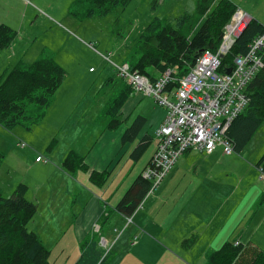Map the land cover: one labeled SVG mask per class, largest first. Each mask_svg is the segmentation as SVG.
Returning a JSON list of instances; mask_svg holds the SVG:
<instances>
[{"label": "rangeland", "instance_id": "1", "mask_svg": "<svg viewBox=\"0 0 264 264\" xmlns=\"http://www.w3.org/2000/svg\"><path fill=\"white\" fill-rule=\"evenodd\" d=\"M197 1L132 0L125 7H115L101 15H87L88 6L75 5V0H0V23L16 31V38L10 47L0 53V82L14 66L22 64L27 67L33 61L43 58L52 59L66 72L63 83L54 93L47 109L29 104L26 107L25 118H20L19 123L10 130L0 125V154L3 155L0 166V189L3 197L8 198L20 183L30 187L26 198L31 200L35 197L48 198L50 194L54 197L58 195L63 186L64 176L53 168L45 171L47 165L55 166L46 158L49 152L47 149H54L61 146V143L63 147L66 146L69 138L66 137L63 140L62 136L63 133H68L70 128L62 132L58 130L63 118L69 113L67 111L78 102L81 103L82 113L74 116V123L75 126L80 125V130L78 132L77 127L75 128L71 141L78 149L92 148L96 144L95 149H98L99 153L102 151L100 149L102 145L100 131L103 121L102 118H96L102 108L100 104L111 100L110 105L112 106L113 100L121 94L122 88L124 89V81L116 76L113 67L102 56L110 54L111 61L116 65H131L130 52L146 26L153 19L173 22L181 15H194ZM230 1L237 7L230 22L237 11H242L264 25V0ZM88 45H92V47L90 48ZM89 69L93 73H89ZM169 90H173V88ZM135 97L140 99L143 96L136 93ZM61 100L66 102L60 103ZM85 101L89 106L84 105ZM91 102L92 105H90ZM154 103L153 99L143 97L130 116L128 114L132 108L128 104L122 110L121 128L130 126L137 113L147 115V113L151 114L154 109H159L160 107ZM86 107H90L94 111L84 114L83 109ZM108 142L112 144L111 141ZM155 142L152 141L148 149H154ZM109 147L110 145H107L105 149H118V147ZM133 148H137V145ZM215 149H222V147L219 146ZM263 154L264 120L242 151L237 153L233 150L231 155L237 161L234 163L225 161L223 164L226 171L231 170L224 182L226 183L224 191L226 200L223 213L226 211V225L224 223L223 229L215 230L209 238L222 237L224 239V235L227 238L226 232L230 219L227 218L226 206L232 205L234 207L232 214L234 215L236 212L233 221L236 222L237 219L248 221L247 224L241 222L239 226L243 243L252 242V226L261 218L263 205L257 206L258 200L253 219L250 216L245 219L242 209L246 204L252 212V197L257 195L260 198L264 193V172L255 167ZM37 156L45 162L37 163L35 161ZM48 158L50 159V157ZM148 158L147 150L138 160L130 157L128 177L136 178ZM252 163L254 170H252ZM43 177L46 180V185L41 187V178ZM252 190L255 193H252ZM236 205L237 210H235ZM43 215L44 207L42 206L39 207L34 220L32 219L34 221L32 226L34 227L36 221L37 228L41 232L43 224L48 221V232L56 229V219H46L43 218ZM238 236L239 233L234 237L238 238ZM256 236L264 238V228ZM64 237L67 248L64 260L69 254L68 262L74 264L79 254L73 246L74 234L70 231ZM40 238L44 245L48 244L49 239L53 241L47 248L48 251L52 249L53 255L49 262L58 264L56 238H52L49 233L40 235ZM45 238L47 239L44 243ZM96 239H99V246H102L101 238L97 237ZM203 240L205 244L208 243L206 237H203ZM112 252L114 253V250L110 253L112 254ZM184 252L198 254L200 251ZM190 261L192 260L189 258L185 260L187 264H190Z\"/></svg>", "mask_w": 264, "mask_h": 264}, {"label": "crops", "instance_id": "2", "mask_svg": "<svg viewBox=\"0 0 264 264\" xmlns=\"http://www.w3.org/2000/svg\"><path fill=\"white\" fill-rule=\"evenodd\" d=\"M246 14L249 19H254L248 13ZM89 73H93L91 69H89ZM125 87H127V98L115 116V120L119 121L118 127L114 129L108 127L112 116L106 113V107L111 100L100 104L102 108L96 116V118H102L103 121L100 131V134L102 133L100 137L102 151L100 153L98 149H95L96 144L88 149H78L74 146L71 136L76 127L78 132L80 130V125L75 126L74 116L82 113L81 103L78 102L67 111L69 113L63 118L58 131L62 132L70 128V131L66 134L63 133L62 136L63 140L68 137V142L65 147L61 143V146L48 152V157L51 160L46 158L55 166L47 165L45 167V171L53 168L64 176L63 186L56 197L50 194L48 198L35 197L33 200L27 198L36 204L37 213L39 207H44L43 218L56 219V229L48 232V221L43 224L41 232L37 228L36 221L33 227L36 213L27 226L28 230L34 232L40 240V235H48V233L52 235V238H56L58 264H69V254L64 260V253L67 249L64 235L70 231L74 234V249H77L79 253L76 262L84 244L97 237L101 238L102 246H98V248L104 254L114 250L106 264H187L185 262L187 258L192 260L190 264L192 262L193 264H206L209 253L219 249L225 242L236 238L234 236L237 233H239L238 241L242 244H250L258 250H264V238L256 236L264 228V193L260 198L257 195L252 197V212L246 204L242 209L245 219L249 216L253 219L257 206L263 205L260 222L257 220L252 226V242L243 243L239 226L241 222L247 224L248 221L240 219H237L236 222L233 221L236 212L234 215L232 214L234 210L232 205L226 206L227 218L230 219L226 232L227 238L225 235L224 239L222 237L209 238L215 230L221 231L224 223L226 225V211L223 213L226 200L224 195L226 183L224 182L231 170L226 171L223 164L225 161L228 163L237 161L232 155H224L222 149H215L208 155L194 150L184 153L160 186L145 196L137 210L129 217L131 222H128V217L118 212V203L130 189L134 180L142 174L155 153L156 142L154 149H148V147L152 141H155L154 132L163 122L166 114L165 108L159 106L160 108L154 109L151 114L137 113L130 126L121 128L123 108L130 104L129 107L132 108L128 114L130 116L143 97L149 98L131 90L124 81ZM136 93L143 97L136 99ZM64 102L66 101H60V103ZM85 103V106H89L88 103ZM93 111L90 107L83 109L84 114ZM137 118H143L141 127L128 141H124L125 134ZM147 125L148 127H146ZM108 141H111L112 144ZM107 145H110L109 148L118 147V149H105ZM136 145L137 147L145 146L143 154L147 150L149 158L137 177L129 178L130 157L137 160L135 154L138 151L137 148H133ZM72 150L83 157L84 164L88 167L87 172L78 169L70 174L62 168L65 155ZM253 166L252 163V170H254ZM255 167L261 171L256 164ZM92 171L109 172V176L102 186H96L90 181L89 175ZM262 171L264 172V170ZM123 172L124 175L126 174L125 176ZM254 173L256 175L255 171ZM41 179V187H44L46 180L44 177ZM27 187L30 189L28 185ZM252 193L255 191L252 190ZM237 208L236 205L235 210ZM250 212L251 215H249ZM191 236H195V243L190 248L182 247V242ZM203 237L208 240L207 244ZM46 239L43 240L44 243ZM47 243V245L42 244L48 248L53 241L49 239ZM195 250L200 252L198 254L184 252ZM52 257V249H49V261Z\"/></svg>", "mask_w": 264, "mask_h": 264}, {"label": "trees", "instance_id": "3", "mask_svg": "<svg viewBox=\"0 0 264 264\" xmlns=\"http://www.w3.org/2000/svg\"><path fill=\"white\" fill-rule=\"evenodd\" d=\"M131 1L75 0L74 4L88 6L87 15H101L115 7H125ZM236 10L237 7L230 0H198L194 15L184 14L173 22L153 19L133 46L130 52L132 64H128L129 67L133 72L153 82L166 71H170L172 81L167 85V90L176 88L179 80L189 73L203 51L216 52L222 43L224 27ZM262 35L264 25L255 19L248 21L228 52L221 58L217 73H227L233 67L234 59L245 55L249 45ZM15 38L16 31L0 23V53L10 47ZM260 59L264 65V50L260 53ZM65 75V70L52 59H37L27 67L22 64L14 66L0 82V125L10 130L19 123L20 118H25L29 104L47 109ZM128 87L133 89L129 85ZM126 88L113 100L112 106L110 102L106 107V113L112 116L108 123L111 129L118 127L119 121L115 120V116L127 98ZM245 92L249 102L232 120L224 134V140L237 153L244 149L264 120V68L257 71L246 86ZM142 123L143 118L135 119L125 134L124 141H128ZM220 147L223 151V146ZM143 149L145 146L137 147L135 159H139ZM47 150L50 152L52 148ZM2 160L3 155L0 154V166ZM256 166L264 170V154ZM62 168L68 173L78 169L88 171L83 157L74 150L65 155ZM108 176L107 171H92L89 179L94 185L102 186ZM152 183L151 180L144 179L142 174L138 176L118 203V212L131 217L149 194ZM28 190L25 184L20 183L11 195L5 198L0 189V264H50L48 249L38 236L27 228L37 212L36 204L26 198ZM195 241V236H191L182 242V247L190 248ZM88 242L87 246L84 244L76 264H106L112 254H104L98 248L99 239ZM206 264H264V250H258L250 244H242L238 238H234L209 253Z\"/></svg>", "mask_w": 264, "mask_h": 264}, {"label": "built area", "instance_id": "4", "mask_svg": "<svg viewBox=\"0 0 264 264\" xmlns=\"http://www.w3.org/2000/svg\"><path fill=\"white\" fill-rule=\"evenodd\" d=\"M248 20L246 13L237 11L230 24L224 27L222 43L216 52L203 51L173 90H167V85L172 81L170 71L153 82L133 72L128 64L116 65L111 61L110 54L102 56L113 67L118 78L166 110L163 122L154 133L156 151L142 172L144 179L153 182L150 192L158 187L177 160L188 151L210 154L219 145L223 146L226 155L233 151L232 146L224 140V134L249 102L246 86L257 71L264 68L260 59V53L264 50V35L249 45L245 55L234 59L229 74L219 75L217 71L221 58L246 27ZM36 162L45 160L38 157ZM128 222H131V218H128Z\"/></svg>", "mask_w": 264, "mask_h": 264}, {"label": "water", "instance_id": "5", "mask_svg": "<svg viewBox=\"0 0 264 264\" xmlns=\"http://www.w3.org/2000/svg\"><path fill=\"white\" fill-rule=\"evenodd\" d=\"M251 19H249L248 21H250ZM230 71H231V69H229L228 71H227V74H229L230 73Z\"/></svg>", "mask_w": 264, "mask_h": 264}, {"label": "bare ground", "instance_id": "6", "mask_svg": "<svg viewBox=\"0 0 264 264\" xmlns=\"http://www.w3.org/2000/svg\"><path fill=\"white\" fill-rule=\"evenodd\" d=\"M146 168V167H145Z\"/></svg>", "mask_w": 264, "mask_h": 264}]
</instances>
